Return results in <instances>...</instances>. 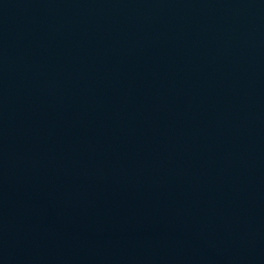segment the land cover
Wrapping results in <instances>:
<instances>
[{
  "label": "water",
  "instance_id": "95a60500",
  "mask_svg": "<svg viewBox=\"0 0 264 264\" xmlns=\"http://www.w3.org/2000/svg\"><path fill=\"white\" fill-rule=\"evenodd\" d=\"M0 264H264V0H0Z\"/></svg>",
  "mask_w": 264,
  "mask_h": 264
}]
</instances>
